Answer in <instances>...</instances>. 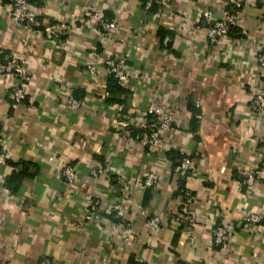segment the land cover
I'll use <instances>...</instances> for the list:
<instances>
[{
  "label": "crops",
  "instance_id": "obj_1",
  "mask_svg": "<svg viewBox=\"0 0 264 264\" xmlns=\"http://www.w3.org/2000/svg\"><path fill=\"white\" fill-rule=\"evenodd\" d=\"M9 7L10 0H0V60H24L30 80L26 100L14 109L15 80L0 77L7 154L0 262L264 264V223L253 229L246 221L249 213H264V109L254 115L250 108L264 87L256 60L264 46V0H168L167 7L160 0H45L32 3L34 30L13 23ZM100 9L117 23L105 38L88 17ZM205 9L217 19L237 14V25L215 45L201 21ZM107 56L125 59L130 124L151 103L176 112L163 148L140 145L118 124L124 117L107 87ZM68 94L83 102L79 110L67 106ZM182 151L192 163L184 178L176 173ZM66 167L77 172L74 183L66 182ZM253 167L262 178L243 182L239 172ZM154 172L156 187L134 185ZM189 194L198 196L191 227L178 214ZM96 197L100 212L87 221ZM115 201L125 204L124 218L108 211ZM217 224L231 232L223 255L213 246Z\"/></svg>",
  "mask_w": 264,
  "mask_h": 264
},
{
  "label": "built area",
  "instance_id": "obj_2",
  "mask_svg": "<svg viewBox=\"0 0 264 264\" xmlns=\"http://www.w3.org/2000/svg\"><path fill=\"white\" fill-rule=\"evenodd\" d=\"M33 1L35 0H10L9 16L13 23L27 30H34L39 26L38 15L32 9ZM160 5L162 7H167L168 0H160ZM88 17L98 25L100 35L104 38L117 30V23L114 20L107 19L105 11L102 9L88 12ZM201 21L202 24L208 28V39L210 43L215 45L228 35L231 27L237 25L238 18L236 13L227 11L223 18L217 19L212 10L205 9L201 13ZM45 32L52 36L56 33V30L54 27H46ZM256 60L259 64V68L264 71V46L258 53ZM25 63L24 60L13 56H7L4 57L3 60H0V77L12 76L15 80L11 93V107L14 109L23 104L27 98L26 86L30 80V73ZM102 63L106 69V73L108 75H114L119 84L125 86L128 81L125 59L123 57L110 58L107 56L102 59ZM88 69L90 72H94L96 68L94 64H90L88 65ZM65 103L73 110H79L83 105V102L72 94L67 95ZM250 108L254 115H260L262 113L264 109V87L257 91L250 103ZM122 111L123 107L120 106L119 113L121 117L123 116L124 118L122 121H118V124L125 129V133L127 130H136L137 134L134 140L137 143L150 149H161L165 146V133L172 129L176 119V112L172 108L168 107L166 104L151 103L142 120L138 121L136 124H130L128 116L122 115ZM2 144L3 137L0 136V169L7 164V154ZM181 155L183 158L176 168V173L180 176L192 169L191 159L183 151ZM103 171L104 168L101 167L92 170L91 175L97 177L103 173ZM63 174L66 178V182L74 183L76 181L77 172L72 167H66ZM239 175L245 183L248 181L260 180L262 178V173L259 168L254 167L242 169ZM159 181L160 177L158 173L154 172L142 179L136 180L134 185L139 189L148 190L156 187ZM197 198L198 196L195 194H189L185 197L178 213L183 225L191 227L195 223L196 210L193 208V205L197 202ZM99 204L97 197L94 201L90 202L88 211L85 215L87 221H91L99 214ZM109 208L108 211L114 213L118 218H124L127 212L125 204L121 201H115ZM246 221L253 229L258 228L264 223V213H249L246 216ZM148 225L151 230H155L159 227V220L153 219L149 221ZM128 232L131 233V230H128ZM131 239L132 237L129 235L128 240ZM212 240L213 246L223 255L228 250V246L231 242V232L228 226L226 224L215 225ZM0 264L3 263L0 262Z\"/></svg>",
  "mask_w": 264,
  "mask_h": 264
},
{
  "label": "trees",
  "instance_id": "obj_3",
  "mask_svg": "<svg viewBox=\"0 0 264 264\" xmlns=\"http://www.w3.org/2000/svg\"><path fill=\"white\" fill-rule=\"evenodd\" d=\"M44 2H45V0H35L32 3L33 4H36L38 6H41V5H43ZM229 12H235V10H231ZM105 14H106V18L107 19L112 20V16L107 15V12L106 11H105ZM231 29H232V27H231ZM231 29H230V31H231ZM107 87H108L109 92L112 94V96L119 98V101H118L119 107L120 106L123 107L122 115H128V112L126 110V108H127L126 103L127 102H125L126 101V98H125V87L124 86H121L119 84L118 80L114 77V75H109V80H108ZM0 127H1V124H0ZM132 134L135 137V135L137 134V131L136 130H133L132 131ZM0 136H2L1 135V132H0ZM182 158H183V156L180 153V161L182 160ZM15 177H17V175H15ZM181 177L184 178L185 175L184 176H181ZM183 178L180 179L179 184H182L183 183ZM14 179L15 178L13 177V181H14ZM13 181L11 180V183Z\"/></svg>",
  "mask_w": 264,
  "mask_h": 264
}]
</instances>
